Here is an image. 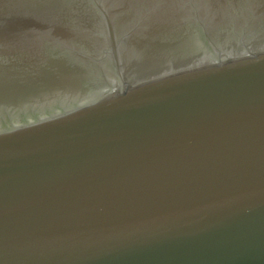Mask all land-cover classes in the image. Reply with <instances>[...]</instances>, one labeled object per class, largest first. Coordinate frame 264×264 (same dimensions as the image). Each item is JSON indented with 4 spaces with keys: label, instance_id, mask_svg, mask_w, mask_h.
I'll use <instances>...</instances> for the list:
<instances>
[{
    "label": "water",
    "instance_id": "water-1",
    "mask_svg": "<svg viewBox=\"0 0 264 264\" xmlns=\"http://www.w3.org/2000/svg\"><path fill=\"white\" fill-rule=\"evenodd\" d=\"M0 264H264V0H0Z\"/></svg>",
    "mask_w": 264,
    "mask_h": 264
}]
</instances>
